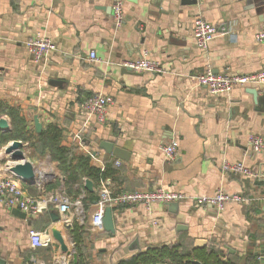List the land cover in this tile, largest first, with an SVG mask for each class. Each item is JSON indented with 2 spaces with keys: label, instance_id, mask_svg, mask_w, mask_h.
<instances>
[{
  "label": "crops",
  "instance_id": "crops-1",
  "mask_svg": "<svg viewBox=\"0 0 264 264\" xmlns=\"http://www.w3.org/2000/svg\"><path fill=\"white\" fill-rule=\"evenodd\" d=\"M118 1L125 16L121 27L113 16ZM185 3L0 0V118L9 123L7 132L17 128L23 134L25 139L13 140L23 141L26 158L37 170L36 183L23 182L24 187L36 199L62 189L71 200L81 199L85 217L81 221L75 216L67 226L52 220L51 212L57 210L51 207L23 219L13 213L17 208L0 201V258L6 264H55L59 249L65 252L55 237L51 246L33 248L31 229L52 233L55 229L84 264H119L149 249L177 244L192 253L213 247L223 253V261L233 264H264L258 259L264 252V151H254L248 142L250 134L264 136V85L211 96L196 80L208 67L232 74L261 70L264 42L257 41L256 34L264 29V15L249 9L247 0ZM198 18L218 28L206 51L193 37ZM37 34L56 45L38 61L26 46ZM91 52L100 61L90 60ZM145 54L166 73L130 72L122 66ZM252 89L259 93L258 103L249 93ZM95 94L114 99L104 123L84 108ZM35 117L42 131L50 125L60 130V146L72 149L74 157H88L91 166L108 175L98 181L83 178L81 186L71 188L77 194L71 196L59 162L33 142L40 134ZM103 141L129 152L128 159L102 150ZM172 141L178 142V152L170 160L163 148ZM5 147L0 150L2 176L12 173L13 164ZM224 160L243 162L259 176L226 174L221 169ZM41 169L47 174L42 176ZM86 179L94 184L92 193L85 189ZM106 180L116 193L162 186L188 196H210L222 189L249 201L218 209L187 199L172 205L156 203L150 213L141 205L115 207L112 234L103 225L92 224Z\"/></svg>",
  "mask_w": 264,
  "mask_h": 264
},
{
  "label": "built area",
  "instance_id": "built-area-1",
  "mask_svg": "<svg viewBox=\"0 0 264 264\" xmlns=\"http://www.w3.org/2000/svg\"><path fill=\"white\" fill-rule=\"evenodd\" d=\"M113 16L117 27L124 23L123 3L118 1L113 5ZM218 33L216 25L198 18L193 25V37L197 46L201 50H208L211 42ZM256 40L264 42V29L256 34ZM29 53L33 55L36 61L49 56L56 50L55 43L44 34H37L26 42ZM90 60L100 61L95 52H91ZM122 66L139 73L164 74L166 70L156 60L148 57L147 54L139 60L122 63ZM198 84L208 91L211 96H222L233 92L236 87L261 86L264 85V67L250 74H232V73H215L210 67L199 73L196 77ZM114 103V99L108 95L95 94L90 96L84 105L86 111L97 116L101 123L106 122L109 107ZM248 142L251 148L256 152L264 151V136L250 134ZM3 148H0V150ZM167 159L172 160L178 152V142L172 141L163 148ZM224 173L242 174L245 176L258 177L259 174L243 162H231L224 160L221 164ZM191 200L200 206H216L222 209L226 204L248 202L246 196L240 194H230L222 189L210 196H188L184 192L171 190L162 186L150 190H139L131 192L116 193L109 181L103 182L99 189L98 199L95 204V211L92 215V224L94 227L102 226V219L106 208L126 207L141 205L147 212H151L156 203H174L184 200ZM262 213L264 215V196H263ZM0 201L9 208H17L30 216H35L44 211L55 208L60 215V220L67 226H70L74 217L84 221V208L81 199L71 200L62 189L56 190L47 197L34 198L25 189L23 182L13 173L2 176L0 175ZM29 237L33 248L48 247L54 243L55 239L51 229L36 231L31 229ZM73 244V243H72ZM75 252L68 249L67 252L56 254L55 264H70L71 254ZM258 259H264V252L260 253ZM38 264H42L39 262Z\"/></svg>",
  "mask_w": 264,
  "mask_h": 264
},
{
  "label": "trees",
  "instance_id": "trees-1",
  "mask_svg": "<svg viewBox=\"0 0 264 264\" xmlns=\"http://www.w3.org/2000/svg\"><path fill=\"white\" fill-rule=\"evenodd\" d=\"M23 137V134H21L17 128H13L7 133L0 132V145H6L13 139H25ZM59 139L60 130L50 125L42 131L38 135L36 141L33 142L38 149L42 147L48 150L53 160L59 162L63 175L67 178L65 180V186L67 188L71 189L77 184L81 186L83 178H90L94 181H98L101 176L108 175V171L101 174L99 169L91 166L88 157H74L72 149L60 146ZM75 160L76 162L74 163ZM90 195V199H94V194ZM222 256L223 253L213 247L203 253L198 251L192 253L183 248L181 244H177L149 249L145 253H140L124 259L119 264H194L193 259L201 260L203 264H233L232 261H223L221 258ZM78 264H84L83 257L79 254Z\"/></svg>",
  "mask_w": 264,
  "mask_h": 264
},
{
  "label": "water",
  "instance_id": "water-1",
  "mask_svg": "<svg viewBox=\"0 0 264 264\" xmlns=\"http://www.w3.org/2000/svg\"><path fill=\"white\" fill-rule=\"evenodd\" d=\"M132 3H136L137 0H128ZM197 0H187V3L185 4H196ZM247 5H249V9H257L259 14L264 15V0H247ZM226 29V27L224 28ZM127 71L132 72L131 70L127 69ZM249 93L253 95L254 101L258 103L260 101L259 93L256 89L249 90ZM35 128L37 133H41L42 131V124L39 122L38 117H35ZM10 126L6 119L0 118V130H3L4 132H7L9 130ZM23 141L21 140H13L9 144L6 145L4 152L9 155L10 160L13 162V164L10 166V171L19 178L22 182L26 184H35L36 183V169L34 165L26 158V155L23 151ZM100 148L104 150L105 152L109 154H113L115 157L127 160L129 157V152L126 150L117 147L114 145V143L109 141H103L100 144ZM85 189L89 192L94 191V184L91 180L86 179L85 181ZM178 203V202H174ZM169 205H172V203H167ZM16 216L20 218H27V214L20 211L19 209H15L13 212ZM51 218L52 220L58 221L60 219V215L57 211L51 212ZM102 225L106 232L115 234L116 228H115V222L113 218V211L112 208L108 207L105 210L103 219H102ZM53 235L55 239L59 241L61 244L62 250L65 252H68V247L64 243V240L61 236V234L53 230ZM70 261H72V264H78V254L76 252H73L71 254ZM194 264H201L198 261H193ZM0 264H6V262L0 258Z\"/></svg>",
  "mask_w": 264,
  "mask_h": 264
},
{
  "label": "rangeland",
  "instance_id": "rangeland-1",
  "mask_svg": "<svg viewBox=\"0 0 264 264\" xmlns=\"http://www.w3.org/2000/svg\"><path fill=\"white\" fill-rule=\"evenodd\" d=\"M7 145V144H6ZM6 145H0V148H4ZM66 188V187H65ZM68 192H69V194L71 195V196H75V194L76 193H74L73 191H72V189H70V188H68ZM77 195V194H76ZM48 260H49V255L46 257V259H45V261L46 262H48Z\"/></svg>",
  "mask_w": 264,
  "mask_h": 264
},
{
  "label": "bare ground",
  "instance_id": "bare-ground-1",
  "mask_svg": "<svg viewBox=\"0 0 264 264\" xmlns=\"http://www.w3.org/2000/svg\"><path fill=\"white\" fill-rule=\"evenodd\" d=\"M44 172H45V169H41V170L39 171V173H40L42 176H43ZM45 174H47V173L45 172Z\"/></svg>",
  "mask_w": 264,
  "mask_h": 264
}]
</instances>
